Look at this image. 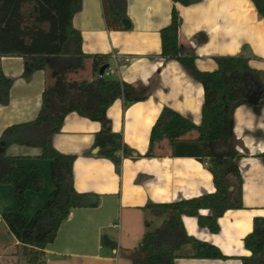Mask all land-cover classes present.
<instances>
[{
	"label": "crops",
	"instance_id": "crops-1",
	"mask_svg": "<svg viewBox=\"0 0 264 264\" xmlns=\"http://www.w3.org/2000/svg\"><path fill=\"white\" fill-rule=\"evenodd\" d=\"M125 1L128 28H107L101 0H80L72 24L80 32L83 53L110 55L108 66L114 74L108 77L115 76L146 93L145 99L134 102L117 98L106 109L111 131L119 133L136 155L122 158L116 172L113 163L98 156L93 147L100 123L75 111L64 116L60 131L51 137L52 146L74 156V188L98 195V205L71 209L54 241L43 249L41 264H131L132 250L144 233L158 229L169 218V213L145 209L146 204L171 203L214 191L206 164L192 156H172L166 141L155 146L153 155H146L150 130L164 107L194 124L201 120L202 84L180 62L159 55V30L170 22L174 6L181 19L178 45L192 52L198 70H215L216 56H239L264 73V18L251 0H195L186 6L171 0ZM0 66L12 79L8 103L0 104L1 135L7 126L34 120L46 75L36 70L23 77L25 61L21 57L2 56ZM85 69L93 80L91 60L79 71ZM43 129L31 128L30 133L39 140ZM195 136L187 134L186 138ZM232 141L240 155L242 208L226 210L217 220L216 233L200 227L194 216H181L187 235L216 246L226 258H195L187 244L177 251L174 264H241V256L250 254L243 239L252 229L253 218L264 216V106L247 103L235 108ZM40 153L37 146L11 144L5 148L6 155L16 157L17 165L37 167L44 177L41 191L25 193L22 212L27 218L53 189L50 162L40 158ZM227 186L233 195L237 187L233 176L227 177ZM14 209L12 186L0 184V218ZM199 212L209 214L208 209ZM104 238L116 245L105 244ZM0 264H27L19 242L1 219Z\"/></svg>",
	"mask_w": 264,
	"mask_h": 264
},
{
	"label": "trees",
	"instance_id": "trees-1",
	"mask_svg": "<svg viewBox=\"0 0 264 264\" xmlns=\"http://www.w3.org/2000/svg\"><path fill=\"white\" fill-rule=\"evenodd\" d=\"M171 1L186 6L195 0ZM251 1L264 18V0ZM101 2L107 28L122 29L126 1ZM79 6L80 0H0V58L21 57L25 61L23 77L36 70H43L46 75L40 108L34 120L7 126L0 135L5 148L11 144L37 146L41 149L39 157L50 162L53 189L35 214L27 218L22 212L25 193L42 190L43 174L37 167L17 165L16 157L6 155L5 150L0 152V184L12 186L15 202V209L2 214L0 219L19 242L27 264L44 261L43 249L54 241L71 209L98 205V195L77 192L74 188V156L60 153L52 146L51 137L60 131L64 116L75 111L100 123L93 147L98 148V156L113 163L116 172H119L122 158L136 155L123 143L119 133L111 131L106 109L117 98L134 102L145 99L146 93L117 78L99 77V68L108 64L110 55L82 52L80 32L72 24ZM180 23L179 12L174 6L170 22L159 30V55L180 62L202 84L201 120L194 124L164 107L150 130L146 155H153L155 146L166 141L172 156H192L206 164L214 191L171 203L146 204L145 209L158 214L169 213V218L158 229L144 233L140 244L132 250L131 264H174L177 251L187 244L193 248L195 258H226L216 246L187 235L181 216H194L200 227L216 233L219 230L217 220L226 210L242 208L240 155L232 141L233 113L236 107L247 104L246 95L254 90L261 91L257 106H264V73L251 68L248 60L239 56H216L215 70H198L192 52L183 51L178 45ZM88 59L95 78L81 82L78 91L91 96L88 103H82L70 93L71 86L66 84L64 73L66 69H82ZM49 76L53 78L52 83L48 82ZM11 85L12 79L4 75L0 66L1 105L8 103ZM31 128H44L39 140L30 133ZM193 131L196 136L186 138ZM261 158L264 161V153ZM228 176H233L236 181L233 195L228 191ZM201 209H208L209 214H200ZM243 243L250 254L241 256V264H264V216L253 218L252 229Z\"/></svg>",
	"mask_w": 264,
	"mask_h": 264
},
{
	"label": "rangeland",
	"instance_id": "rangeland-1",
	"mask_svg": "<svg viewBox=\"0 0 264 264\" xmlns=\"http://www.w3.org/2000/svg\"><path fill=\"white\" fill-rule=\"evenodd\" d=\"M52 71L53 70H49V73L52 74L53 73ZM94 76H95V73L93 75V78H94ZM64 77H65L66 84L71 86L70 93H72L74 95L75 99L81 101L82 103H88L91 100V96L89 95V93H80L78 91L82 81H91L92 80V79H90L91 75H90L89 70L85 69V70L79 71V70L66 69V71L64 73ZM112 77L114 78L115 76H112ZM48 82L49 83L53 82V78L51 76H49ZM250 93L258 94L259 91L254 90L253 92H250ZM193 135H195V132L189 133V136H193ZM215 149H217V148L215 147Z\"/></svg>",
	"mask_w": 264,
	"mask_h": 264
},
{
	"label": "water",
	"instance_id": "water-1",
	"mask_svg": "<svg viewBox=\"0 0 264 264\" xmlns=\"http://www.w3.org/2000/svg\"><path fill=\"white\" fill-rule=\"evenodd\" d=\"M121 25L122 27L124 28H128L129 25H130V22L127 18H122L121 19ZM108 67V64H104L102 65L100 68H99V75H102L104 70ZM260 95H261V91L258 93V94H255V93H248L246 95L247 97V103L248 104H251V105H257L258 104V101H259V98H260ZM98 148H95V150L97 151ZM5 150V147H4V142H0V152H4ZM104 243L105 244H109L110 246L114 247L116 244L115 242H112L110 240H108L107 238H104Z\"/></svg>",
	"mask_w": 264,
	"mask_h": 264
},
{
	"label": "built area",
	"instance_id": "built-area-1",
	"mask_svg": "<svg viewBox=\"0 0 264 264\" xmlns=\"http://www.w3.org/2000/svg\"><path fill=\"white\" fill-rule=\"evenodd\" d=\"M113 58L116 60V61H118L119 60V58L117 57V56H114L113 55ZM112 74H114V69L112 68V67H110V66H108L105 70H104V72H103V74L102 75H99V77H102V76H110V75H112Z\"/></svg>",
	"mask_w": 264,
	"mask_h": 264
}]
</instances>
